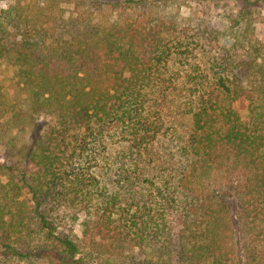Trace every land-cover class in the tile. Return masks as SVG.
Segmentation results:
<instances>
[{
	"label": "trees",
	"instance_id": "obj_1",
	"mask_svg": "<svg viewBox=\"0 0 264 264\" xmlns=\"http://www.w3.org/2000/svg\"><path fill=\"white\" fill-rule=\"evenodd\" d=\"M169 3L0 9L1 264H264V39ZM178 58L189 127L169 155Z\"/></svg>",
	"mask_w": 264,
	"mask_h": 264
},
{
	"label": "rangeland",
	"instance_id": "obj_2",
	"mask_svg": "<svg viewBox=\"0 0 264 264\" xmlns=\"http://www.w3.org/2000/svg\"><path fill=\"white\" fill-rule=\"evenodd\" d=\"M14 0H0V9L6 8ZM169 10L177 11L182 16H187L191 9L196 13L208 15L214 22L225 24L229 29H235L245 22L251 23L252 29L248 36H257L264 39V0H168ZM249 7L247 15L242 19L241 8ZM192 57V56H191ZM186 61L183 58L174 59L168 66L167 72L172 75V82L162 101L158 102L163 116L164 125L168 126L166 136H163L158 145L155 146L162 152L171 155L179 148L185 139V133L189 127V118L185 100L187 97V85L182 83ZM12 68L2 64L0 68V82L4 85L9 83ZM159 100L161 98L159 97ZM1 153V151H0ZM167 171H169L170 167ZM61 216L60 226L65 231L72 232L74 238L81 237L79 221H73L64 213ZM1 264V263H0ZM40 264V263H37Z\"/></svg>",
	"mask_w": 264,
	"mask_h": 264
}]
</instances>
